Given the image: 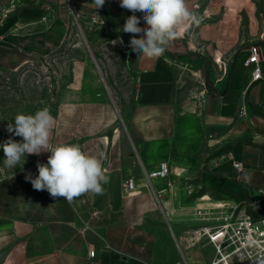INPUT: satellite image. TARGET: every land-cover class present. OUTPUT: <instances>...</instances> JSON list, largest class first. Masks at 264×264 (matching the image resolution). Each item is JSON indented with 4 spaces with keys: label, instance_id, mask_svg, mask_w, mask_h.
Returning <instances> with one entry per match:
<instances>
[{
    "label": "crops",
    "instance_id": "obj_1",
    "mask_svg": "<svg viewBox=\"0 0 264 264\" xmlns=\"http://www.w3.org/2000/svg\"><path fill=\"white\" fill-rule=\"evenodd\" d=\"M232 7L228 3L227 10ZM73 12L99 14L117 27L109 21L125 9L120 0H105L100 8L94 0H0V74L57 52ZM260 42L264 26L259 38L230 55L220 93L205 94L201 108L196 101L175 100L177 62L167 49L159 58L136 54L134 102L125 128L107 105L99 120L78 123L87 102H64L51 142L78 144L101 159L108 176L102 193L69 203L37 191L25 177H36L37 163L46 164L50 153L26 155L23 165L7 169L0 148V253L21 241L23 264H209L214 250L195 233L206 224L198 220L199 210L225 202L250 206L256 218L264 215V81H253L255 66L248 64L250 47ZM260 67L264 75L263 55ZM1 117L0 111L3 144L10 136ZM161 163L169 165V177L149 179ZM128 179L135 180L134 196L122 190ZM199 191L202 196L189 199ZM170 241L175 255L167 252Z\"/></svg>",
    "mask_w": 264,
    "mask_h": 264
},
{
    "label": "rangeland",
    "instance_id": "obj_2",
    "mask_svg": "<svg viewBox=\"0 0 264 264\" xmlns=\"http://www.w3.org/2000/svg\"><path fill=\"white\" fill-rule=\"evenodd\" d=\"M186 3L190 11L200 16L201 22L181 31L168 45L167 51L177 62L175 100L179 103L196 101L201 108L205 94L220 93L221 81L230 70V55L237 52L244 41L260 37L264 26L263 2L252 0L241 4L233 0H188ZM228 3L233 5L232 10H227ZM248 4L252 5V11ZM133 14L140 18L138 26L145 28L144 13L140 11L133 13L125 9L124 15L109 21L117 27H110L99 14L88 18L73 12L69 33L57 52L34 57L19 69L2 72L0 111L6 127L15 123L14 117L19 113L34 114L46 107L53 117H57L64 102L85 100L86 110H82L78 123L99 120L107 105L117 113L120 127L125 128L134 102L133 71L137 54L129 45L134 35L136 38L143 35L121 30L126 19ZM257 45H261V55L264 56V43ZM9 136L14 141H22V137L12 133ZM199 193H192L194 195L189 199H195ZM219 211L199 210L196 215L202 221L205 213L210 218H219ZM205 225L207 223L202 227ZM167 252L175 255L172 241ZM171 258L167 259L168 262L172 261ZM0 264H23L21 241L0 253Z\"/></svg>",
    "mask_w": 264,
    "mask_h": 264
},
{
    "label": "clouds",
    "instance_id": "obj_3",
    "mask_svg": "<svg viewBox=\"0 0 264 264\" xmlns=\"http://www.w3.org/2000/svg\"><path fill=\"white\" fill-rule=\"evenodd\" d=\"M104 3L105 0H94L95 8ZM120 7L144 13L145 28L138 26L140 18L133 14L121 29L124 33H143L140 38L134 35L129 45L139 58L161 57L181 31L201 22L200 16L189 10L186 0H120ZM14 122L7 125V131L22 137V141L10 137L0 144L5 155L4 168L15 169L22 161L23 165L26 155L49 152L46 164L37 163L38 175L25 177L35 190H47L52 197H63L69 203L89 192H103L108 176L101 159L84 152L78 144H53L51 138L57 121L48 108H41L34 114L19 113Z\"/></svg>",
    "mask_w": 264,
    "mask_h": 264
},
{
    "label": "built area",
    "instance_id": "obj_4",
    "mask_svg": "<svg viewBox=\"0 0 264 264\" xmlns=\"http://www.w3.org/2000/svg\"><path fill=\"white\" fill-rule=\"evenodd\" d=\"M46 20V18H44ZM249 65H254L253 81H264L259 45L250 47ZM236 167L242 168L240 164ZM170 175L167 163H161L148 174L149 179L163 180ZM122 190L127 196H134L136 183L128 179L122 183ZM264 202V188L260 190ZM250 206H225L219 211V218L204 214L203 222L207 225L195 233L199 241H206L214 250V257L209 264H264V215L256 218L248 208ZM91 253L94 246H90Z\"/></svg>",
    "mask_w": 264,
    "mask_h": 264
},
{
    "label": "bare ground",
    "instance_id": "obj_5",
    "mask_svg": "<svg viewBox=\"0 0 264 264\" xmlns=\"http://www.w3.org/2000/svg\"><path fill=\"white\" fill-rule=\"evenodd\" d=\"M225 204H226L225 202H215V203H212L210 205V206H212V209L211 210H220L221 211L223 208H225V206H226ZM199 206H200V208H206L205 207V204H200Z\"/></svg>",
    "mask_w": 264,
    "mask_h": 264
},
{
    "label": "trees",
    "instance_id": "obj_6",
    "mask_svg": "<svg viewBox=\"0 0 264 264\" xmlns=\"http://www.w3.org/2000/svg\"><path fill=\"white\" fill-rule=\"evenodd\" d=\"M169 56H171V57H173V55H171V54H168ZM210 94V93H209ZM203 192L202 191H200V193L196 196V198H198V197H200V196H202L203 194H202Z\"/></svg>",
    "mask_w": 264,
    "mask_h": 264
}]
</instances>
